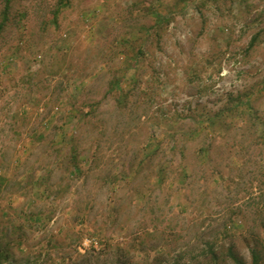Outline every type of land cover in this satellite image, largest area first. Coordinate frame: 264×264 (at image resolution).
I'll return each instance as SVG.
<instances>
[{
  "label": "rangeland",
  "instance_id": "rangeland-1",
  "mask_svg": "<svg viewBox=\"0 0 264 264\" xmlns=\"http://www.w3.org/2000/svg\"><path fill=\"white\" fill-rule=\"evenodd\" d=\"M58 1L0 35V264H264V0ZM173 136L208 174L158 188Z\"/></svg>",
  "mask_w": 264,
  "mask_h": 264
},
{
  "label": "trees",
  "instance_id": "trees-1",
  "mask_svg": "<svg viewBox=\"0 0 264 264\" xmlns=\"http://www.w3.org/2000/svg\"><path fill=\"white\" fill-rule=\"evenodd\" d=\"M13 0H5V6L2 11V18L0 21V35L5 31L6 27L8 26V22L10 20V10H11V3ZM70 4V0H59L58 4L54 10V17L52 21L56 23L58 14L61 12L63 8L68 7ZM159 17L166 19L167 16L165 15H160L158 14ZM256 41V36H254L250 42L249 47H252L254 45V42ZM125 80V77L122 75L120 77L113 78L110 82V92L118 91L119 96H118V101L123 98V102L126 103V99L128 97V94L126 95L123 91V81ZM248 100L245 102H238L237 105L240 104H248ZM124 103V106H125ZM123 104V103H122ZM251 131V130H249ZM254 132V135H257V132H259V137L262 135L264 137V130H252ZM217 134L216 130H211L210 133H205V138L202 141L200 149L197 151L196 156H197V166H202L204 163H209L210 162V155L212 153L213 147H214V141H213V135ZM215 137V136H214ZM258 137V136H257ZM258 137V139H259ZM178 138L176 136H173L172 138V147L173 149H170L168 154H166L164 157H161L159 155V152L156 148V150H153L151 152V155L149 157H152L153 159V165L150 169V175L151 179H154V184L158 187L161 188L163 185L166 184H173L177 183L179 188L181 189L182 186L186 187V184H188L196 176L198 180L203 178L206 174V168H204V172L202 171V174L205 175H200L198 176L195 174V167L192 166V168H189L188 165L186 164V149L184 146L179 147L176 151V146ZM179 154V158L176 161L173 158V154ZM171 157V158H170ZM71 166L73 168L71 175L74 176L77 174L82 173L80 166H78V156L74 155L72 156L70 162ZM142 172L141 167L136 168L134 173L135 175L139 176V174ZM212 175V174H211ZM206 177V176H205ZM209 254L212 255V258H216V253L214 252L213 249H210ZM252 254L255 260L257 259V252L255 249H252ZM229 257L232 259V261L235 264H244L241 258H239L230 248L229 250ZM256 263V261L254 262Z\"/></svg>",
  "mask_w": 264,
  "mask_h": 264
}]
</instances>
